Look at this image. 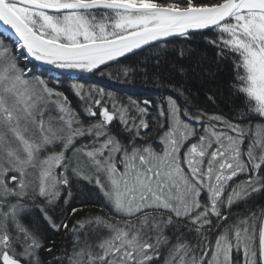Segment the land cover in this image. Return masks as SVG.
I'll return each mask as SVG.
<instances>
[{
	"label": "snow or ice",
	"instance_id": "snow-or-ice-1",
	"mask_svg": "<svg viewBox=\"0 0 264 264\" xmlns=\"http://www.w3.org/2000/svg\"><path fill=\"white\" fill-rule=\"evenodd\" d=\"M0 24V264H43L37 214L72 235L56 264H264V0H0ZM194 34L232 69L212 111L164 80L169 45ZM146 48L119 73L151 65L172 94L125 103L73 83L82 111L20 65L103 75ZM73 184L97 209L74 222Z\"/></svg>",
	"mask_w": 264,
	"mask_h": 264
},
{
	"label": "trees",
	"instance_id": "trees-1",
	"mask_svg": "<svg viewBox=\"0 0 264 264\" xmlns=\"http://www.w3.org/2000/svg\"><path fill=\"white\" fill-rule=\"evenodd\" d=\"M206 35H213L211 32H206ZM9 44V43H8ZM183 47L186 55L183 59L179 56V49ZM191 49V51H189ZM151 49H145L144 51L138 52L136 55L128 56L127 59L122 58V64H113L112 68L106 69L105 73L101 75L99 72L90 74L87 76H73L58 74L52 70H47L37 66L34 63L25 62L24 60L20 65L25 68L32 69L31 75H39L44 79L56 80L59 82L58 85L62 88L70 86L73 83L83 84L86 88L102 89L105 93H112L115 98L122 100L127 103L129 97L143 101L144 99L156 100L159 97L172 94L170 89L167 87H159L154 82L151 72V65H149V75L145 77L143 74L137 73L136 75H130L125 78L119 73L118 69L123 65L135 66L138 62L143 63L145 56L149 55ZM215 49L209 46L206 41L198 34H194L193 37L188 41L176 40L172 45H169L167 51V71L164 72L165 83L172 79L176 83H183L188 88L195 102L201 106H206L209 111L214 110V106L206 104L207 95L216 91L218 95L223 93L224 96L228 95V81L232 79V69L230 62H218L215 59ZM182 64L187 70L185 74L179 72H171L172 64ZM109 72L111 75H109ZM212 73L215 78L209 75ZM57 75V76H56ZM65 89V88H64ZM69 101L74 106L75 100L73 95H69ZM107 99V97H105ZM110 106V105H109ZM221 107L226 109V105L221 101ZM78 106H74L77 108ZM86 202L80 201V196L85 194ZM88 193V194H87ZM76 207H81L82 204L88 205L80 213V216H85L89 212H95L97 209L92 207V196L88 188L82 187L76 193ZM259 201V200H258ZM260 203H263L262 198ZM63 205V203H62ZM70 207L68 208V210ZM66 210V211H68ZM71 211V210H70ZM68 211L67 213H70ZM59 214V213H58ZM57 214V216H59ZM79 217H71L70 220L74 222ZM41 227L42 243L44 247L40 250L39 255L43 264H56L54 257L60 255L62 250L67 248L66 246V234L65 230L54 232L46 222L43 221L42 217L37 214ZM51 248L49 252L47 249ZM68 249V248H67Z\"/></svg>",
	"mask_w": 264,
	"mask_h": 264
},
{
	"label": "rangeland",
	"instance_id": "rangeland-1",
	"mask_svg": "<svg viewBox=\"0 0 264 264\" xmlns=\"http://www.w3.org/2000/svg\"><path fill=\"white\" fill-rule=\"evenodd\" d=\"M0 32H2V31L0 30ZM5 43H6V44H8V43L11 44V40L5 38ZM23 60H24V59H21V62H22ZM24 61H25V62L28 61L29 63H31V61H29V60H24ZM41 68H42V67H41ZM44 69L52 70V71H54V72H56V73H58V74L70 75L71 77H73V76H87V75L92 74V73H80V72H76V71H67V70H61V69H58L59 71L54 70V69H49V68H44ZM56 69H57V68H56ZM33 76H39V75H33ZM56 76H57V75H56ZM43 79H44V78H43ZM45 80H47V81L49 82L50 86H54V87L58 88V90L64 92V93L67 95L68 99H70L69 95L72 94V95H73V98H76V99H77V101H76L75 103H76V104L78 103L79 98L76 97V96L74 95V93H73V91H72V89H71V85L68 86L67 89H66V87H64V88H65V89H64V88H62V86L58 85L59 82L56 81V80H50V79H45ZM71 104H73V102H72ZM77 105H78V104H77ZM80 105H81V104H80ZM80 105H79V106H80ZM72 107L74 108V106H72ZM74 109H76V108H74ZM78 190H81V186H80V185H78V186H72V188H71V193H72V195L76 194ZM64 196H65V198H68V190H67V189L64 190ZM69 200H70V198H69ZM258 200H259L258 202H260L261 198L258 197ZM60 203H61V206H62V207H65V208H66V210H68V208L70 207V209H69L68 211H70L73 207H76L75 204L73 205V204H71L70 202L68 203L67 207L64 206V205H62L63 200H62ZM68 211H67V212H68ZM96 211H97V210H96ZM70 213H71V211H70ZM70 213H68L69 216H70ZM58 215H59V214H58ZM57 222H59V218H58V217H57ZM51 229H52V228H51ZM52 230H53L54 232H56L54 229H52ZM62 230H64V229L62 228ZM72 242H73V238H72L71 233L66 234V246H67L68 250H71V248H72Z\"/></svg>",
	"mask_w": 264,
	"mask_h": 264
},
{
	"label": "bare ground",
	"instance_id": "bare-ground-1",
	"mask_svg": "<svg viewBox=\"0 0 264 264\" xmlns=\"http://www.w3.org/2000/svg\"><path fill=\"white\" fill-rule=\"evenodd\" d=\"M2 32H3V30L2 29H0ZM138 52H140V50H137V53ZM133 54H128V56H132ZM122 59V58H121ZM29 60V59H28ZM31 63H34V62H31ZM34 64H36L37 65V63H34ZM37 66H39V65H37ZM39 67H41V66H39ZM42 68H44V67H42ZM73 100H75V102L77 101V99L76 98H74ZM78 104V105H77ZM77 104H75L74 106H78L76 109L77 110H81V101L80 100H78V103ZM80 105V106H79ZM82 111V110H81ZM73 186H78V185H76V184H73ZM88 194V193H87ZM85 195H86V193L85 194H83V195H81L80 197V201H82V203H84V202H86V199L85 200H83L84 198H85ZM262 201H263V203H264V198H262ZM69 202L71 203V204H73V203H76L77 201H76V194H74V195H71V198H70V200H69ZM64 205V204H63ZM65 206V205H64ZM66 207H67V205H66ZM58 218H59V216H57Z\"/></svg>",
	"mask_w": 264,
	"mask_h": 264
},
{
	"label": "water",
	"instance_id": "water-1",
	"mask_svg": "<svg viewBox=\"0 0 264 264\" xmlns=\"http://www.w3.org/2000/svg\"><path fill=\"white\" fill-rule=\"evenodd\" d=\"M4 28H5V26H3L2 24H0V29H2V30L4 31ZM29 61L34 62V63H37V65H39V66H41V67L49 68V69H54V70L59 71V70L56 69L54 66L45 65V64H42L41 62L31 60L30 58H29Z\"/></svg>",
	"mask_w": 264,
	"mask_h": 264
}]
</instances>
